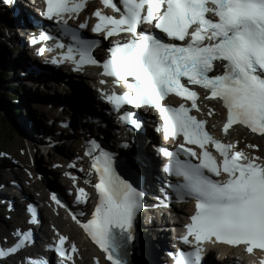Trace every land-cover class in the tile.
I'll list each match as a JSON object with an SVG mask.
<instances>
[{
  "label": "snow or ice",
  "instance_id": "obj_1",
  "mask_svg": "<svg viewBox=\"0 0 264 264\" xmlns=\"http://www.w3.org/2000/svg\"><path fill=\"white\" fill-rule=\"evenodd\" d=\"M11 2L3 0L5 4ZM101 3L118 15H106L97 9L93 13L97 22L91 31L104 39L123 36L110 42L107 58L96 59L92 51L98 42L83 40L73 31V43L56 41V47L66 51L61 52L60 60L52 62L71 61L76 66L74 71H82L85 65L102 68V76L110 78L113 86L124 89L102 93L103 99L118 113L129 105L158 114L161 123L155 130L175 142V150L161 149L168 158L165 170L183 178L182 183L178 180L169 187L180 200L189 197L195 202L194 212L180 237L184 244H194V250L181 251L175 264H201L205 243L243 246L249 254L254 249L264 252V163L257 162L259 157L234 150L232 143L212 136L205 129L206 121L190 114L193 110L200 112L199 94L193 90L199 86L205 90L204 100H216L226 110L222 124L225 134L234 125H242L264 136V0H101ZM84 7L85 0H44L42 15L67 30L68 18ZM79 27L87 25L81 23ZM49 39L55 38L41 33L32 42ZM39 51L43 53L45 49ZM217 64L220 67L213 71ZM171 96L188 102L187 106L184 102L173 105L166 100ZM213 111L208 107V115ZM119 120L134 128L141 126L131 111H123ZM87 144L85 155L91 161L90 172L96 175L93 187L98 200L85 222L75 215L72 218L111 264H127L126 249L135 238L134 222L143 207L140 178L135 169L123 163L127 176L122 178L114 166L112 153L95 140ZM186 145H194L199 151ZM206 145L212 146L219 159ZM181 154L195 158L198 163L181 160ZM81 195L86 196L83 188L77 190L78 201ZM52 199L64 206L56 196ZM31 239L29 232L20 233L12 247L0 248V257L15 252ZM66 240V236L59 235L55 252L66 264H75L73 254L77 248L72 245L66 249Z\"/></svg>",
  "mask_w": 264,
  "mask_h": 264
},
{
  "label": "bare ground",
  "instance_id": "obj_2",
  "mask_svg": "<svg viewBox=\"0 0 264 264\" xmlns=\"http://www.w3.org/2000/svg\"><path fill=\"white\" fill-rule=\"evenodd\" d=\"M4 10L3 15H10L14 17V7L15 5L11 3L3 4L1 6ZM11 17V18H12ZM16 17H21V14L17 15ZM9 22V21H8ZM0 23H3V31L0 33L1 38H4V35L6 36L8 31V23L3 18H0ZM28 25V26H26ZM24 29L30 31H40L37 27L33 26V24H29L27 19L23 22ZM24 30L19 31L20 34H22ZM18 31L14 29V35L15 38L18 39L17 35ZM29 46L32 48V45L29 43ZM29 48V47H28ZM3 53L0 54V57H2ZM21 59V58H20ZM33 59H38L37 56H33ZM24 63L25 68L31 67V63L29 61H26L24 58L21 59ZM8 62V59H7ZM19 61L17 59V63L14 61H11L7 63L8 66H6L4 72H6V78L11 80L8 83H11V85L17 89V87H22L23 91L20 92V101L17 102L14 105L15 110L12 113L13 117L18 119L22 115H26L27 112L24 108L25 102H31V104L36 105L34 106V110L36 111V118L34 116H29L26 118V128L28 131H25L20 123L16 120L18 123L23 137H18L22 142H25V148L27 149L24 151V153H21V160L24 163L25 167H28L29 171H25L27 173H16L18 178L13 177L11 181L8 182V187H3L2 183L0 182V208L2 209L3 215H9L10 220H8L10 223L13 224H7L4 222H0V246H7L12 247L15 244V237L13 236L14 233H16V228L21 227L28 230V218L29 214L27 212V206L32 204L33 206H37L39 210L42 212V214L39 217L40 222L44 223L45 232L47 234L52 235L54 234L53 231H51V227L55 225V227L70 237L71 240H73L75 245H77V252L75 253V264H108L106 261L103 260V257L97 252L93 251L92 248L89 246V244L85 241H83L80 238V231L78 228L77 223H73L69 220V218L66 216L63 210L58 209L59 204L56 203V201H51L49 198L51 196V192L58 191L60 192L61 196L67 198L69 197L67 185H71L72 181L68 180L67 178L62 177L60 180L54 179V182H58L54 184L51 182L53 178H51V173L56 174L70 171L74 174L77 172L71 171L67 166L75 162L76 159H78V156L81 157L83 155V152H80V147L83 142V136L76 134L77 130L81 129L82 120L80 118V115L82 112H84V108L80 105L81 102H83V105H87V101L89 102L91 99V90H86L81 86V82H79V90L82 95H77L74 93H63L61 90H58L56 95H49L50 91L48 89V83H42L41 85H38L36 83V78L34 76L35 69H33L29 74L28 73H22L19 74L20 71V65ZM41 67V66H39ZM42 68V67H41ZM47 70L51 71L50 68H46ZM16 72V74H15ZM27 72V71H26ZM53 75L56 73L54 71H51ZM5 74V73H4ZM15 81V83H13ZM83 85V84H82ZM34 92V93H33ZM47 96L48 99L60 102L65 106V116L62 118V116L56 117L54 115H51L49 113V108L46 107L45 102L43 101V96ZM87 100V101H86ZM208 107L214 108L217 105L216 101H210L206 102ZM8 106H6L7 108ZM47 112V113H46ZM39 114L45 116L48 118L47 121L44 122L45 126H43L42 123L39 122L38 117ZM219 118V111L217 114L210 118V124L215 125V128L219 127V123L216 122ZM13 119V118H12ZM216 119V120H215ZM52 125H50V124ZM58 123H63V125H57ZM59 128L61 130L62 136L59 137L54 133L55 128ZM72 129H74V133L72 132ZM234 130V131H233ZM232 132H237L240 130L234 129V127L231 129ZM232 132H229L226 136L229 138V140L233 139ZM44 134V136H42ZM232 135V138H231ZM260 135H257L258 137ZM49 138V142L48 139ZM151 138L155 139L156 142H159L160 139H158L157 135H153ZM64 139H69V141L65 142ZM109 139L111 141H117L115 140L114 136H110ZM32 144V147H31ZM64 144H74V146H64V151L69 153V156H65L64 153L61 152V147ZM23 145V144H22ZM21 146V145H20ZM20 149V148H19ZM38 149L40 154V159H42L43 163H41V167L46 165L44 164L45 159L49 160L48 155H44V151H50L52 153L53 160L51 161L49 165H53L54 162L58 163H65V167H51L50 170L48 169H40L37 162L34 160H31L30 158L33 157V152ZM139 150L145 151V153L148 155L147 159L144 158V154L140 153ZM17 148L13 147L11 150L10 155L16 156ZM22 152V151H21ZM138 152V153H137ZM7 155H9L6 152ZM47 154V153H46ZM137 155L139 157L138 161H135L131 156ZM10 156V157H11ZM127 156L130 161V165L132 167H135L139 171H141L144 175H146V189H148V193L146 195V203L150 205L155 199L153 197V194L155 193L160 197V199L163 198L162 191L167 188V186L161 185L159 187H155V180H159L160 173L157 169V165L160 161L159 158L155 157L152 152V145L148 143L147 136H141L138 138V141L136 144H133L130 147V150L127 152ZM150 158V159H149ZM261 161V160H260ZM31 163V166H28V164ZM6 165V164H4ZM66 168V170H65ZM7 168L6 166L2 167L0 169V172L6 174L5 171ZM44 171H46L44 173ZM28 174V176H26ZM34 174V175H32ZM32 175V177L30 176ZM53 175V176H54ZM76 175L79 176L80 184L83 186L91 187L95 183H93L92 179L88 178L84 174L77 173ZM16 180H15V179ZM16 182L13 185H9L10 182ZM87 181V182H86ZM19 184H21L19 186ZM76 188V187H75ZM10 190V191H9ZM161 191V193H160ZM48 192V193H47ZM42 193H47V199L42 195ZM11 194V196H10ZM92 194L93 191L90 189L89 198L90 201L92 200ZM165 201V200H164ZM162 207V206H161ZM86 207L81 206L78 208L71 207V209L76 213L77 219L82 221L86 216ZM23 209H25L23 211ZM165 209V208H163ZM147 209L144 208V210L139 212L137 215L136 221H135V234H134V242L135 245H133V242L131 245H129L126 249L127 255L125 256L126 260L129 264H135L136 262H132V255L134 251L137 249L138 252H140V257L142 254V251L144 252L145 256V263L146 264H169L168 259L166 257V251L171 248V241L166 240V229L162 230V226L159 222H157L156 217L153 215L149 219L144 217L147 215ZM159 210H157L158 212ZM153 210V214H154ZM6 213V214H5ZM83 213V215H81ZM39 238V237H38ZM40 239V238H39ZM30 242H27V244ZM139 247L142 249L140 250ZM26 251L31 252V249L26 246ZM52 253H49L48 259L51 260ZM32 254L23 253L19 255L20 263L22 264H30V261H41L44 259H37L31 258ZM139 257V258H140ZM13 258H2V262L0 264H17L14 261H12ZM140 260V259H139ZM217 263H221L219 260L215 259ZM50 264V262L48 263Z\"/></svg>",
  "mask_w": 264,
  "mask_h": 264
},
{
  "label": "rangeland",
  "instance_id": "obj_3",
  "mask_svg": "<svg viewBox=\"0 0 264 264\" xmlns=\"http://www.w3.org/2000/svg\"><path fill=\"white\" fill-rule=\"evenodd\" d=\"M0 18H3L4 20L7 21L8 23V33H7V36L4 35V38H1V32L3 31V23H0V44L1 46H5L4 49L2 48L0 50V54L3 53L2 57H0V73L3 71V69L5 70L7 63L10 62L11 64V61H14L17 63V59L18 61L20 62L19 65H20V71H19V74H22V73H28L29 72H26L28 71V69H30L31 71L33 69H35L34 67V63H37L39 66L41 65V61L42 59H33V56L36 55V48L33 47L31 48L29 46V38L27 37L26 33L23 34H20L19 31L17 33L18 35V39L15 38V35L13 34L14 33V30L11 29V24L13 22H11L10 20H7V16L5 17H2L0 15ZM16 18V22L18 23L19 21L21 22L22 26H23V22L26 20V16L24 14H21V17H15ZM9 21V22H8ZM28 26V25H26ZM24 27V26H23ZM3 35V34H2ZM7 37V39H6ZM15 42H13V40ZM12 44H17L18 46V49L19 50H11V47H13ZM29 47V48H28ZM7 48V49H6ZM8 53H7V52ZM22 58H24L26 61H29L31 63V67L29 68H25L24 66V63L23 61L21 60ZM7 59H8V62H7ZM16 74V72H15ZM8 80L10 82L11 80V77L10 79H7L6 76H2L1 75V80H0V89L3 90L4 93H7V94H12V95H15L16 96V100L13 101H6L4 103H0V114L3 116V120L0 119V153L1 151H4L7 152L9 155L8 156H11L10 153H11V150L13 149V147H16L17 148V154L16 156H11V158L9 157H5L4 155H1L0 154V169L4 166H6V174L0 172V182L2 183V186L3 187H8V182L11 181V179L13 177H16V179L18 178V176L16 175V173L20 172H24V173H27L29 171L28 167H25L24 166V163L22 162L21 160V153H24V151H26L27 149L25 148V142L21 141L18 137H23L22 135V132H21V129L18 125V123L16 122V120L20 123L21 127L25 130V131H28L27 128H26V118L29 117V116H34V118H36V111L34 110V106L36 107V105H32L31 102H25V105L24 108L27 112L26 115H22L21 117H19L18 119L14 118L12 113L14 112V108L15 106L17 105H14L16 104L17 102L20 101V92L23 91V88L22 87H17V89H15L11 83H8ZM18 81V80H17ZM14 80L13 83L17 82ZM42 83H46L45 80H42L41 81ZM40 81H37L36 80V83L38 85H41ZM34 93V92H33ZM6 106H8L6 108ZM47 113V112H46ZM38 117V120L40 123L43 124V126H45L44 122L48 120V118H46L45 116L39 114ZM13 118V119H12ZM216 120V119H215ZM60 127H58L59 129ZM74 130V129H72ZM240 131H237V132H232L233 134V141H237L239 143L240 146H242L243 148H247L249 149L252 153L255 152L256 150L259 151V153L261 154V161L263 160L264 161V136H252V135H249L247 134V132H245L244 130L242 129H238ZM44 136V134L42 135ZM231 138H232V135H231ZM23 144V145H22ZM21 145V146H20ZM249 145H255L256 147L253 148V147H249ZM64 146H74V144H64L62 147H61V152L64 153L65 156H69V153L64 151ZM20 148V149H19ZM251 148V149H250ZM35 150V149H33ZM22 151V152H21ZM54 150H51L49 151L51 154L53 153ZM40 151L35 150L33 152V157H31L30 159L31 160H34L37 162V164L39 165V168L42 170V169H48L50 170L51 167H53V165H49L50 161L47 160V158L45 159V166L41 167V163H43L42 159H40V154H39ZM140 153L144 154V158L143 159H147L148 158V155L145 153V151L143 150H139ZM48 151H44V155L47 156ZM138 153V152H137ZM7 155V154H6ZM150 159V158H149ZM130 162V161H129ZM264 163V162H263ZM6 164V165H4ZM28 166H31V163L28 164ZM27 171V172H25ZM46 171H44L45 173ZM34 175V174H32ZM32 175H30L32 177ZM51 175V178H53L51 180V182H53V184H51L52 186L58 182H54L53 180L54 179H57V180H60L61 179V174L60 173H56L55 175L54 174H50ZM54 175V176H53ZM26 176H28V174H26ZM29 177V176H28ZM15 179V178H14ZM15 179V180H16ZM14 183L16 182H10L9 185H13ZM21 184H19L20 186ZM67 188H69V185H67ZM10 191V190H9ZM56 192V191H54ZM48 193V192H47ZM47 193H42V195L45 197L46 195V199H47ZM11 196V194H10ZM24 211V209H23ZM6 214V213H5ZM10 220L9 218V215H3L2 214V209L0 208V222H4V223H7L9 224L10 222L12 221H8ZM11 226H13L12 223H10ZM169 226V225H167ZM166 232H169V229H166ZM81 234V233H80ZM80 238L83 240L82 238V235H80ZM84 241V240H83ZM140 250H142L140 247H139ZM93 250V249H92ZM94 251V250H93ZM140 257V252H138V250L136 249L132 255V262H136L135 264H146L145 263V256H144V252L142 251V254H141V257ZM140 259V260H139Z\"/></svg>",
  "mask_w": 264,
  "mask_h": 264
},
{
  "label": "trees",
  "instance_id": "obj_4",
  "mask_svg": "<svg viewBox=\"0 0 264 264\" xmlns=\"http://www.w3.org/2000/svg\"><path fill=\"white\" fill-rule=\"evenodd\" d=\"M4 47L5 46H1L0 45V50L3 48L4 49ZM5 73V74H4ZM6 72H4V71H2L1 73H0V80H1V75L2 76H6ZM17 98H16V96L15 95H10V94H7V93H4L3 92V90L2 89H0V103H4V102H6V101H11V100H13V101H15ZM0 119H2L3 120V116L0 114Z\"/></svg>",
  "mask_w": 264,
  "mask_h": 264
},
{
  "label": "water",
  "instance_id": "obj_5",
  "mask_svg": "<svg viewBox=\"0 0 264 264\" xmlns=\"http://www.w3.org/2000/svg\"><path fill=\"white\" fill-rule=\"evenodd\" d=\"M36 64H37V63H36ZM126 261H127V260H126ZM127 264H129L128 261H127Z\"/></svg>",
  "mask_w": 264,
  "mask_h": 264
}]
</instances>
